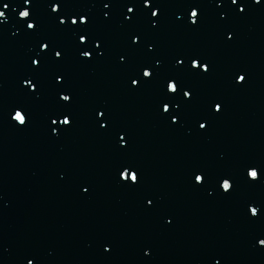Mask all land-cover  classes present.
<instances>
[{
	"label": "water",
	"instance_id": "1",
	"mask_svg": "<svg viewBox=\"0 0 264 264\" xmlns=\"http://www.w3.org/2000/svg\"><path fill=\"white\" fill-rule=\"evenodd\" d=\"M52 3H60L62 13L88 16L81 28L100 39L103 57H80L94 44L79 45L86 33L59 25ZM153 3L162 6L156 28L142 0H32L31 6L0 0L8 17L0 26V264H264V247L257 243L264 237V215L253 219L246 211L250 202L264 205V180L244 178L247 165L264 167V3ZM190 4L200 6L196 26L188 20ZM240 4L246 5L242 15ZM23 7L34 13V33L18 22ZM132 34H142L139 48L131 46ZM42 42L50 43L44 52ZM56 50L63 60L54 59ZM194 57L210 63L207 74L187 70ZM33 58H42L38 70ZM157 59L158 76L130 86L129 78ZM241 71L246 82L237 84ZM58 74L64 77L60 84ZM33 76L39 98L22 88L23 79ZM171 76L194 92L191 103L177 110L182 122L176 125L161 105ZM62 89L73 95L71 104L59 101ZM212 101L222 102L219 114ZM17 105L31 114L27 127L10 119ZM98 109L107 111L113 130L99 128ZM55 111L71 112L74 121L59 135L50 131L60 127L50 125ZM205 121L206 131L198 128ZM114 129L127 132V149L118 148ZM126 162L139 169L136 187L117 178ZM198 170L208 174L203 187L194 183ZM228 174L236 177L230 195L217 185Z\"/></svg>",
	"mask_w": 264,
	"mask_h": 264
},
{
	"label": "snow or ice",
	"instance_id": "2",
	"mask_svg": "<svg viewBox=\"0 0 264 264\" xmlns=\"http://www.w3.org/2000/svg\"><path fill=\"white\" fill-rule=\"evenodd\" d=\"M239 3V0H231V4L237 5ZM253 3L256 5H260L261 3H264V0H253ZM23 5H32V0H22ZM143 8L144 9H151L150 11V19L149 22L151 24V27L156 28L159 24V13L161 5H157L153 3V0H142ZM20 5H17L19 7ZM218 6H220L218 4ZM2 7L7 9L9 7L8 3H3ZM136 7L135 4L132 6H127V12L133 13L134 8ZM200 6L198 4H190V12H188V20L190 22V25L196 26L198 25L200 13H198V8ZM51 12L57 14L58 23L61 26H65L67 28H71L72 26H77V30L84 31L86 34L79 35L78 38V44L81 46L87 47L89 45V42L94 44V47L91 50H82L79 52V55L81 58H84L88 61L93 60L94 58H99L104 56V52L100 51L102 47V43L99 38L93 39L91 36V33L87 32L86 27L81 28V26H86L89 23L88 16L80 13L71 14V13H62L61 12V4L60 3H52L50 5ZM104 9L110 8V3L105 2L103 3ZM246 12V5L240 4L238 7V13L244 14ZM221 19H225L226 16L224 13L220 14ZM79 18V23L78 19ZM104 17L108 18L109 13L104 12ZM18 18L20 23L25 24L27 30H31L33 33L37 30L38 25L35 22L34 19V13L31 10V7H23L22 10L18 12ZM156 18V19H151ZM8 17L6 16L5 12L0 10V26H3L4 23H6ZM179 19V17H178ZM124 20L131 23L133 20L132 16H124ZM70 21V23H69ZM227 38L231 40L233 38V34L229 33ZM130 43L131 46L135 48H139L143 44L142 40V34H132L130 36ZM40 50L42 52L46 51L50 47L49 42H42L40 44ZM147 51L151 52L154 50V45L149 43L146 46ZM94 53L97 54V56L94 57ZM42 59V58H41ZM41 59L33 58L31 59V65L35 66V68L38 70L41 64ZM54 59L57 60H63L62 52L60 50H56L54 52ZM120 61L126 62V57L124 55H120L119 57ZM161 64V61L159 59L155 60L154 64H145L142 65L140 68V74L139 75H133L130 79V86L134 88H139L143 86L145 83L152 82L157 76L158 72L156 71L159 65ZM176 64L183 67L184 60L183 59H177ZM190 72H194L198 75L207 74L210 71V63L207 61H204L202 57H194L191 58L189 67L187 69ZM35 80V77L31 78H24L22 81V88L27 87L28 91L35 96L36 98H39V88L38 84L39 81L37 80L35 83L33 81ZM64 80L63 74H58L55 77V82L57 84L62 83ZM246 82V73L239 72L235 77V83L237 84H243ZM194 96V92L191 89H188L187 86L179 80V77L171 76L169 77L164 84L163 88V99L161 100L162 105V114L170 113L173 114L170 116V123L173 125L179 124L182 122V112L177 111L181 109V105H184L187 107ZM180 99L179 103L175 104V108H171L170 105L172 101L176 99ZM59 101L67 102L68 104H71L73 100V95L70 92H66L65 90H61L58 94ZM211 107L213 111L216 114H219L222 111V102L221 101H212ZM72 114L71 112H65V111H55L49 116L50 125L55 126L57 125V122H59L60 127H51L50 131L53 135H59V132L61 130H67V128H70L73 124V119L71 118ZM95 116L101 118L98 120V126L101 130L109 131L113 130V125L108 121L107 118V111L106 110H96ZM10 119L15 122L17 126H24L27 127L30 120H31V114L28 111L26 107L23 105H17L13 108L12 112L10 113ZM66 126V127H65ZM207 122H198V128L202 130H207ZM114 134L117 137L116 143L119 149L124 150L127 149L129 146V140L126 139L127 132L123 129H114ZM117 178L121 182H129V187H136L141 183V175L139 174V169L134 166L131 162H126L124 164H121L120 169H118L117 172ZM244 178L249 183H256L260 182L261 180H264V167H261L260 165L256 164H249L246 166L244 170ZM208 180V174L204 171L198 170L196 173H194V183L196 186L203 187L205 183ZM235 182L236 177H234L231 174L228 175H222L217 178V185L220 190H222L223 194L230 195L235 190ZM89 189L85 188L84 192L86 193ZM147 204L152 206L155 204V200L153 198H147ZM246 211L250 214V218L253 219H259L261 215H264V205H258L253 202H250L246 206ZM168 223H172L171 220L167 221ZM257 243L264 247V237H258ZM103 251L105 253H109L112 249L110 245L104 244L102 245ZM145 255H149L150 253L148 251H145ZM27 264H33V260L29 259L27 261ZM216 264H220L219 261H216Z\"/></svg>",
	"mask_w": 264,
	"mask_h": 264
}]
</instances>
